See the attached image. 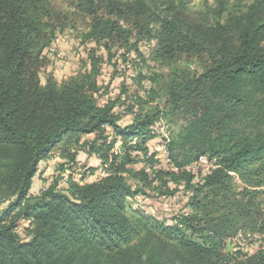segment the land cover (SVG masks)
<instances>
[{"label":"trees","instance_id":"trees-1","mask_svg":"<svg viewBox=\"0 0 264 264\" xmlns=\"http://www.w3.org/2000/svg\"><path fill=\"white\" fill-rule=\"evenodd\" d=\"M164 1L157 10L149 0H101L99 14L97 0H88L85 39L111 62L116 53L126 62L135 54L140 85L155 79L140 49L146 38L157 42L153 59L193 54L201 65L193 75L176 71L161 99L149 88L156 104L122 126L116 101H98L96 54L67 82H42L36 60L58 27L49 22L48 1L0 0V202H8L0 213V264H264L261 249L230 254L224 246L232 209L249 210L244 196L264 178V1L239 21L236 40L228 26L210 32L186 21L177 6L185 0ZM179 112L186 123L165 140V162L151 141L157 120ZM62 142L82 143L99 163L83 166L75 180L80 162L72 151L61 165L70 171L66 186L57 182L32 197L40 163ZM194 163L202 176L186 168ZM233 175L244 185L243 200L232 197ZM152 192H183L188 210L161 220L132 208L130 200ZM21 218L31 224L27 239L16 230Z\"/></svg>","mask_w":264,"mask_h":264},{"label":"rangeland","instance_id":"rangeland-1","mask_svg":"<svg viewBox=\"0 0 264 264\" xmlns=\"http://www.w3.org/2000/svg\"><path fill=\"white\" fill-rule=\"evenodd\" d=\"M52 11V19L49 22L58 24L55 31L56 38L45 46L43 54L36 60L38 71L42 82L45 83L48 77H52L59 84L67 82L72 77L83 73L89 66L91 56L96 54L100 59L99 67V85L103 92L98 101L101 105L107 102L116 101L114 112L120 117V124L126 126L132 122L133 113L143 110L144 112L150 106L156 104L151 98L149 88L155 90V94L161 99L165 95L175 72L193 75L201 72V65L196 55L181 54L176 61L170 62L165 59H153V50L157 48V42L152 39H143L140 42V49L148 59L145 66L149 74L155 75L154 83L151 85L144 82L140 85L134 79L133 64L135 63V54H129L126 62L122 52L116 53L112 62L108 60L105 50L95 41L85 39V34L89 31L92 16L88 13V0H47ZM97 0V7L101 4ZM155 4L156 9L160 10L164 0H149ZM259 0H185V3L179 4L180 15L193 26H198L210 32L220 29L221 25L228 26L230 38L237 39L238 24L250 11L253 4ZM264 1V0H263ZM164 2V3H163ZM99 14H104V8L98 7ZM49 19L45 18L44 21ZM147 18H143L145 22ZM151 42L146 44L145 42ZM135 66V65H134ZM36 67V68H37ZM162 106V105H161ZM168 112V111H166ZM185 115L182 112L171 113L157 120V137L151 141V147L159 151L160 156L165 162L171 158L165 140L173 133L178 132L185 125ZM110 131V127H107ZM82 140L91 142L95 135H81ZM119 144L114 148L119 150ZM76 151L77 159L80 162V169L74 168L73 178L78 180L83 172V166H92L99 163L98 159L88 155V147L82 143H60L39 166V172L34 178L31 190V196L36 197L41 191L53 184L59 183V189L66 186L70 178V171L61 169V165L69 159L70 153ZM65 155V156H64ZM68 156V157H67ZM66 159H65V158ZM201 162V161H200ZM207 164L206 162H201ZM96 167V166H95ZM172 167V165H168ZM202 167L199 163H194L186 168L199 176H202ZM73 170V169H72ZM100 170L93 173V178L98 177ZM102 176L104 173L101 174ZM100 175V176H101ZM232 197L243 200V183L237 175H233ZM199 179V178H198ZM59 180V181H58ZM244 201L250 202L248 209H232L231 221L227 220L230 226V233L224 239L225 250L229 241L231 250L228 253L237 254L246 252L252 254L261 249L264 251V178L260 186H251L245 194ZM188 196L183 192L175 196H160L152 192L148 196H139L136 201L130 200L132 208L141 209L151 218L172 219L179 212L188 210ZM8 202H0V213L6 208ZM223 218L222 214H217ZM225 218V217H224ZM30 221L19 219L16 230L21 238L27 239L30 230Z\"/></svg>","mask_w":264,"mask_h":264},{"label":"built area","instance_id":"built-area-1","mask_svg":"<svg viewBox=\"0 0 264 264\" xmlns=\"http://www.w3.org/2000/svg\"><path fill=\"white\" fill-rule=\"evenodd\" d=\"M199 160H200L201 162H206V163H208V157H207L206 155L200 156Z\"/></svg>","mask_w":264,"mask_h":264},{"label":"water","instance_id":"water-1","mask_svg":"<svg viewBox=\"0 0 264 264\" xmlns=\"http://www.w3.org/2000/svg\"><path fill=\"white\" fill-rule=\"evenodd\" d=\"M231 242L229 241V243H228V246H227V252H230V250H231Z\"/></svg>","mask_w":264,"mask_h":264}]
</instances>
